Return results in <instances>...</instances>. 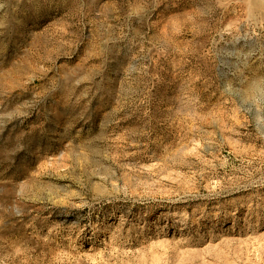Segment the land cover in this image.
I'll use <instances>...</instances> for the list:
<instances>
[{
	"label": "rangeland",
	"instance_id": "374dc122",
	"mask_svg": "<svg viewBox=\"0 0 264 264\" xmlns=\"http://www.w3.org/2000/svg\"><path fill=\"white\" fill-rule=\"evenodd\" d=\"M0 264H264V0H0Z\"/></svg>",
	"mask_w": 264,
	"mask_h": 264
}]
</instances>
